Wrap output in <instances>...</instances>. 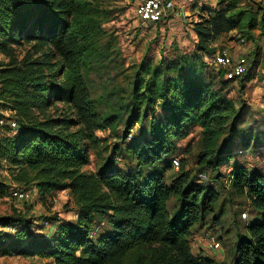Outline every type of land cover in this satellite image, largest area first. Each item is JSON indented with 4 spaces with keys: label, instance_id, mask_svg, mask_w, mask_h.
<instances>
[{
    "label": "trees",
    "instance_id": "obj_1",
    "mask_svg": "<svg viewBox=\"0 0 264 264\" xmlns=\"http://www.w3.org/2000/svg\"><path fill=\"white\" fill-rule=\"evenodd\" d=\"M107 19L92 0H0V51L11 59L0 69V106L14 112L13 117L0 113V163L8 166L12 180H36L41 200L66 190L75 209L71 219L46 218L53 225L47 234L32 216L1 215L0 257H36L49 264H216L191 253L189 236L212 210L217 193L195 183L184 166L165 183L173 167V158L167 159L172 141L200 125L198 174L206 177L204 169L210 167L219 176L218 167L232 161V192L244 195L258 215L246 224L247 236L238 239L233 264H264V175L234 159L243 132V108L236 109L227 97L235 79H225L222 69L204 62L223 34L239 31V41L248 40L255 16L237 0L202 5L192 22L193 48L157 61L144 55L128 75L127 89L109 93L116 95L113 112L102 115L82 68L89 73L94 66H117L111 35L102 27ZM23 42L31 45L15 59L13 46ZM248 76L249 69L241 81ZM54 102L66 109L37 117L35 111ZM123 119L122 141L96 170L82 169L90 149L102 142L96 131ZM9 120L16 122L14 128ZM134 123L140 127L131 133ZM123 161L128 169H120ZM9 187L0 177V196ZM173 195L180 208L171 216L167 201Z\"/></svg>",
    "mask_w": 264,
    "mask_h": 264
},
{
    "label": "rangeland",
    "instance_id": "obj_2",
    "mask_svg": "<svg viewBox=\"0 0 264 264\" xmlns=\"http://www.w3.org/2000/svg\"><path fill=\"white\" fill-rule=\"evenodd\" d=\"M138 1L92 0L95 6L109 15V19L102 22V27L111 35V51L114 49L113 55L118 60L117 66H114V63H108L107 66L100 68L94 66L89 69V73L82 68L90 94L102 115L106 112H113L114 105L112 104L116 101V95L109 97V93L112 90L121 92L120 89H127L128 75L136 71L144 55L157 61L161 55L173 53L175 44L179 45L178 51L190 49L192 43L190 24L196 18L197 6L205 2L215 3V0H177L178 11L182 12L178 16L168 17L169 22L164 24L159 22L153 25L143 23L136 18L134 7ZM237 5L240 9L250 10L251 15L255 16L256 23L248 34L250 38L241 42L239 41L240 32L232 31L219 37L215 47L218 49L227 45L231 53L234 49H238V55L246 57V69H249L248 78L243 82L242 78L238 77L229 83L227 92V97L233 102L235 108H243V120L239 125L243 132L233 149L234 159L237 163L247 167L249 171L258 170L264 175V0H237ZM104 41L108 39L105 37ZM30 45L29 42L14 45L15 59H20ZM209 58L210 56L204 57V62L208 65H210ZM255 58L257 60L253 64ZM10 62V57L0 51V69ZM107 62L108 60L105 59L104 65ZM216 72L223 78L221 70L218 69ZM242 83H244L243 87H241ZM66 106L63 102H54L40 113L35 111V114L40 119L46 115L56 116L65 110ZM0 113L7 117L14 116L13 111L3 109L2 106H0ZM3 124L4 120H1L0 125ZM139 127V123H134L129 131L133 133ZM125 128L126 120L123 119L117 122L114 128L108 127L105 130L96 131L97 137L101 138L102 142L96 149H90L89 163L82 169L96 170L101 166L110 148L122 141ZM172 145V152L167 159L175 157L178 165H172L173 167L165 176V183L170 184L180 167L184 166V170L193 177L195 183L209 185L217 193V201L212 205V210L204 213L191 229L189 236L191 253L213 258L216 264H233L238 239L247 236L246 224L258 215L244 195L232 192L228 179V173L233 165L232 161L218 167L219 176L210 167L204 169L206 173L204 179L198 176L200 166L198 155L202 147L200 125H192L187 135L176 138L172 141ZM247 145L249 147L246 149ZM118 165L120 169L129 167L126 161ZM0 177L10 184L7 193L0 196V216L16 213L32 216L39 225H43L45 234L53 230V225L45 222L46 218L56 215L66 219L73 217L74 204L66 190H60L54 194L55 202L52 201L53 197L49 196L41 200L36 180H30L27 184L12 180L11 171L5 162L0 163ZM16 186L26 187L32 191V203H21L10 196L9 191ZM167 208L171 216L175 214L180 208L179 197L176 195L170 197L167 201ZM205 233H211L220 242L219 249H210L204 245ZM0 264H49V260L6 256L0 257Z\"/></svg>",
    "mask_w": 264,
    "mask_h": 264
},
{
    "label": "built area",
    "instance_id": "obj_3",
    "mask_svg": "<svg viewBox=\"0 0 264 264\" xmlns=\"http://www.w3.org/2000/svg\"><path fill=\"white\" fill-rule=\"evenodd\" d=\"M171 7L170 0H139L134 7V14L137 19L146 23H159L169 13ZM210 65L224 71L225 79H236L246 72V57L244 55H233L229 48L219 47L210 56ZM11 127L16 126L14 120H9ZM172 165L177 166L178 160L174 157ZM201 179L205 178V174L199 173ZM12 198L21 203H32L33 193L30 189L24 187H14L9 191ZM56 201V198H52ZM75 217V214L73 215ZM243 216H245L243 214ZM204 245L210 249H219L220 242L215 239L211 233H205L203 238Z\"/></svg>",
    "mask_w": 264,
    "mask_h": 264
},
{
    "label": "crops",
    "instance_id": "obj_4",
    "mask_svg": "<svg viewBox=\"0 0 264 264\" xmlns=\"http://www.w3.org/2000/svg\"><path fill=\"white\" fill-rule=\"evenodd\" d=\"M170 3H171V7H170V11H169V13L165 16V18L161 21V23L162 24H164V23H166V22H169L168 21V17H175V16H178V14H180L182 11H178V7L176 6V3H177V0H170ZM202 5H209V6H215L216 5V0H215V3L214 4H210V3H202V4H199L198 6H197V11H196V18L195 19H193L192 21H191V24H190V35H191V39H192V43H191V48L190 49H188V50H181L180 52H186V51H190L192 48H193V46H194V42H195V40H196V36H195V34H194V32H193V30H192V22H194V21H196L197 20V17H198V14L200 13V7L202 6ZM175 9H176V12H175ZM143 23H146V22H143ZM160 23V24H161ZM149 24H153V25H156L155 23H149ZM213 45L214 46H216V40L214 41V43H213ZM226 47H227V45H226ZM227 48H229V47H227ZM173 49H174V52L176 51V50H178L179 49V45H177V44H175L174 46H173ZM173 52V53H174ZM231 52V51H230ZM233 53V55H238V52H239V50L238 49H234V51H232ZM172 54V53H171ZM170 54V55H171ZM170 55H164V56H170Z\"/></svg>",
    "mask_w": 264,
    "mask_h": 264
}]
</instances>
